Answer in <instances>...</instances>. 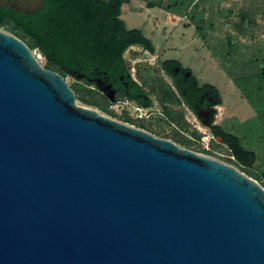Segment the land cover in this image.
Listing matches in <instances>:
<instances>
[{
  "label": "water",
  "instance_id": "water-1",
  "mask_svg": "<svg viewBox=\"0 0 264 264\" xmlns=\"http://www.w3.org/2000/svg\"><path fill=\"white\" fill-rule=\"evenodd\" d=\"M0 264H264V187L77 105L0 29Z\"/></svg>",
  "mask_w": 264,
  "mask_h": 264
},
{
  "label": "trees",
  "instance_id": "trees-1",
  "mask_svg": "<svg viewBox=\"0 0 264 264\" xmlns=\"http://www.w3.org/2000/svg\"><path fill=\"white\" fill-rule=\"evenodd\" d=\"M125 1L41 0L36 8L28 11L18 9L9 2L0 1V28L9 29L12 35L25 42L31 50L40 52L44 57L43 67L59 72L64 78L70 76L74 79L75 83L69 86L73 89L76 99L95 106L96 100L89 89L78 84V81L84 80L77 79L75 74H80L83 68L87 71L95 67L109 70L113 64L120 65L121 53L128 44L127 41L122 43L120 39L130 38V41H139L143 38L139 29L128 28L125 21L120 18L121 6ZM213 1L165 0V3L169 4V8L166 9L163 0H158V5H163L172 16L187 18L197 36L205 41L208 36L207 30L213 29L211 9ZM243 2L247 5L236 12L238 21L229 19V15L233 13L232 8L228 9V15L223 18L224 21L231 23L237 35L247 36L249 33V37H253L249 28L250 25L256 24L257 14L264 19V0ZM242 47L248 46L242 44ZM239 48L241 44L238 37L226 32L222 46L215 55L221 60L220 66L231 77L242 97L253 108L258 124L263 130L261 139L263 142L264 41L257 43L247 60L237 56ZM240 66L242 69L237 74L231 73L230 69ZM246 66L250 71L243 70ZM133 85L135 86L134 82ZM207 87L220 104L222 100L217 88L209 84ZM231 129L232 131L224 132L222 135V142L233 157V159L225 157L226 161L236 167L246 168L248 176L255 180L260 179L264 187V168H251L256 159V151L247 149L243 145L244 139L236 133V128Z\"/></svg>",
  "mask_w": 264,
  "mask_h": 264
},
{
  "label": "flooded vegetation",
  "instance_id": "flooded-vegetation-1",
  "mask_svg": "<svg viewBox=\"0 0 264 264\" xmlns=\"http://www.w3.org/2000/svg\"><path fill=\"white\" fill-rule=\"evenodd\" d=\"M140 1L151 8L158 6V0ZM164 6L169 8L168 3ZM133 28L139 29L143 38L120 39L128 42L120 65L80 72L83 88L97 99L95 107L107 117L198 153L211 154L218 143L225 145L222 135L232 129L226 120H217L221 103L207 87L209 83H200L188 67L165 56L168 39H155L140 26ZM201 130L209 138L208 149L201 146Z\"/></svg>",
  "mask_w": 264,
  "mask_h": 264
},
{
  "label": "rangeland",
  "instance_id": "rangeland-1",
  "mask_svg": "<svg viewBox=\"0 0 264 264\" xmlns=\"http://www.w3.org/2000/svg\"><path fill=\"white\" fill-rule=\"evenodd\" d=\"M0 1L4 3L6 0ZM9 2L11 5L20 9H33L40 3V0H9ZM164 4L165 0H163ZM163 5L151 8V6H145L140 0H130V3L125 2L122 4L120 18L125 21L128 28L140 26L145 30L147 35H151L155 39H168V44L165 45L167 49L165 56L176 59L183 66L188 67L200 83H209L217 88L222 100L221 106L218 107L217 120H226L228 127L236 128V133L244 139L243 145L247 149L256 151V159L252 163L251 168H264V141L262 142L261 140L263 130L258 124V119H256L253 108L242 97L240 90L233 83L231 77L220 66L219 62L221 60L215 55L218 52L217 50L222 46L225 33L228 32L231 35H236L241 44V48L237 51V56L247 60L249 53L254 50L257 43L264 41V19L259 14L255 16L256 24L250 25L249 28L253 37H249V33L247 36L246 34L237 35L231 23L224 21L223 16L228 15V9L232 8L233 13L229 15V19L238 21L236 12L247 5V3L243 2V0H214L211 3V9L213 11L212 20L214 23L213 29L207 30L208 36L204 41L197 36L187 18L176 17L172 19L171 13ZM0 29L11 34L9 29L4 27ZM242 44H246L248 47L244 48ZM39 63L43 66L44 60ZM241 69L240 66L238 68L233 67L230 70L232 74H237ZM243 70L250 71L247 66ZM65 79L69 85L75 83V80L70 76H66ZM78 84H82V81H78ZM95 100L97 101V99ZM76 104L82 107L96 109L100 114L108 116L94 105L77 99ZM193 150L198 151L196 149ZM218 159L228 162L225 157ZM237 168L248 176L246 168L238 166ZM257 181L262 184L260 179Z\"/></svg>",
  "mask_w": 264,
  "mask_h": 264
},
{
  "label": "built area",
  "instance_id": "built-area-1",
  "mask_svg": "<svg viewBox=\"0 0 264 264\" xmlns=\"http://www.w3.org/2000/svg\"><path fill=\"white\" fill-rule=\"evenodd\" d=\"M32 53L38 62L44 60V57L37 50H32ZM138 110H140V109H138ZM201 135H202V139H203V142H201V146L208 149V146L210 145L209 138H208L207 134H205V131H203V130H201ZM193 151L196 152L195 150H193ZM199 154H202V153H199ZM205 155H209V156L217 157V158L228 157L230 159H233V157L231 156L230 150L225 145L219 144V143L217 144V147L211 153V155L210 154H205Z\"/></svg>",
  "mask_w": 264,
  "mask_h": 264
},
{
  "label": "crops",
  "instance_id": "crops-1",
  "mask_svg": "<svg viewBox=\"0 0 264 264\" xmlns=\"http://www.w3.org/2000/svg\"><path fill=\"white\" fill-rule=\"evenodd\" d=\"M40 1H41V0H40ZM6 2H7V1H6ZM6 2H4V3H6ZM39 4H40V3H39ZM39 4H38V5H39ZM38 5H37V6H38ZM37 6H36V7H37ZM36 7H34V8H36ZM34 8H33V9H34ZM18 9H20V8H18ZM22 10H30V9H22Z\"/></svg>",
  "mask_w": 264,
  "mask_h": 264
}]
</instances>
